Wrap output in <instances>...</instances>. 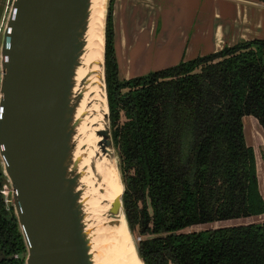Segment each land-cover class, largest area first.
<instances>
[{
    "label": "trees",
    "instance_id": "trees-1",
    "mask_svg": "<svg viewBox=\"0 0 264 264\" xmlns=\"http://www.w3.org/2000/svg\"><path fill=\"white\" fill-rule=\"evenodd\" d=\"M112 5L105 39L110 129L139 257L144 264H264V222L184 231L264 214L243 131V117L252 116L264 133V39L121 80ZM7 183L0 166V188ZM25 254L12 205L0 193V264H24Z\"/></svg>",
    "mask_w": 264,
    "mask_h": 264
},
{
    "label": "water",
    "instance_id": "water-1",
    "mask_svg": "<svg viewBox=\"0 0 264 264\" xmlns=\"http://www.w3.org/2000/svg\"><path fill=\"white\" fill-rule=\"evenodd\" d=\"M91 1L12 0L1 32L0 165L26 249L24 264H98L99 249L103 252L85 211L80 168L86 155L76 156L81 124L85 117L98 114L92 108L98 104L94 92L89 93L87 103L91 111L78 116L80 105L90 91L88 85H100L106 113L91 126L105 125L95 131L101 140L90 167L96 183L102 184L94 160L108 152L111 155L115 148L105 80L109 0L105 2L102 59L90 65L77 91V72L84 68L88 45ZM94 65L97 71H92ZM92 76L99 84L90 81ZM117 164L121 176L118 155ZM103 187L100 194L105 193ZM123 193L124 184L110 204L111 217L121 212L125 217ZM126 227L131 234L127 221Z\"/></svg>",
    "mask_w": 264,
    "mask_h": 264
},
{
    "label": "crops",
    "instance_id": "crops-1",
    "mask_svg": "<svg viewBox=\"0 0 264 264\" xmlns=\"http://www.w3.org/2000/svg\"><path fill=\"white\" fill-rule=\"evenodd\" d=\"M111 19L121 80L264 39V0H113ZM234 221L262 223L264 214Z\"/></svg>",
    "mask_w": 264,
    "mask_h": 264
},
{
    "label": "bare ground",
    "instance_id": "bare-ground-1",
    "mask_svg": "<svg viewBox=\"0 0 264 264\" xmlns=\"http://www.w3.org/2000/svg\"><path fill=\"white\" fill-rule=\"evenodd\" d=\"M105 2L106 0L91 1V16L87 34L88 45L84 58V68L79 69L77 72L78 92L82 89L80 81L90 71V65L93 66V64L102 59ZM97 70V65H94L92 71ZM89 79L92 83L99 84L96 76H92ZM90 85H88L90 91L85 93L78 116L84 112L88 113V111H91V109H87L89 93L91 92L95 94L93 99L98 101V104L92 107L98 114L91 119L90 115L85 117L84 122L81 124L78 130V136L81 139L76 155L77 157L86 155L81 163L80 171L83 173L81 182L85 186V211L88 213L89 228L92 229V234L96 236L103 247V264H144L137 255L135 243L127 230L125 217L122 212L117 218L109 215L111 202L123 190L115 148H112L111 155L108 152L106 155H100L99 158L94 160L95 170L103 176L102 184L96 183L90 167L91 160L98 149L97 143L101 140L100 137L95 136V131L104 128L105 122L104 125L102 122L96 128H92L91 125L101 121L106 113L105 100L100 85L92 88H90ZM85 167L87 168L86 171ZM102 185H104L105 193L100 194L99 189H102ZM103 201H107V203L102 204Z\"/></svg>",
    "mask_w": 264,
    "mask_h": 264
},
{
    "label": "rangeland",
    "instance_id": "rangeland-1",
    "mask_svg": "<svg viewBox=\"0 0 264 264\" xmlns=\"http://www.w3.org/2000/svg\"><path fill=\"white\" fill-rule=\"evenodd\" d=\"M12 0H0V38H1V32H3V28L6 22V18L11 6ZM159 70V69H158ZM156 70L148 71L147 73H144L143 75H146L150 72H153ZM255 119V120H254ZM258 121L256 118L253 117L246 123V128L248 129L247 132V140L248 145L251 146L254 149L255 158H256V167H257V175L259 180V187L260 192L262 193V196L264 197V135L260 130V126L257 124ZM116 150V149H115ZM117 153V152H116ZM1 166V165H0ZM0 193L3 194L5 200L7 202L9 199L11 200V193H10V186L9 183L6 185L4 184L3 187L0 188ZM238 221L234 220H228V221H218L213 224H199L192 227H189L185 229L184 231H199V230H205L207 228H216L221 226H231L237 223ZM133 241L135 243V246L139 240L138 237H134ZM97 247L100 248V245L97 244ZM102 251L99 249L98 252V264H103V256Z\"/></svg>",
    "mask_w": 264,
    "mask_h": 264
}]
</instances>
